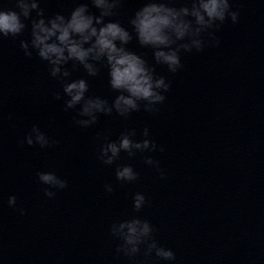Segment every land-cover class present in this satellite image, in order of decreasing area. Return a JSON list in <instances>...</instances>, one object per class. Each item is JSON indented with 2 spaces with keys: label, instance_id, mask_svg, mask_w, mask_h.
I'll use <instances>...</instances> for the list:
<instances>
[{
  "label": "water",
  "instance_id": "water-1",
  "mask_svg": "<svg viewBox=\"0 0 264 264\" xmlns=\"http://www.w3.org/2000/svg\"><path fill=\"white\" fill-rule=\"evenodd\" d=\"M73 6L71 0L42 4L49 14H67ZM139 6L126 0L119 19L126 21ZM235 7L239 23L221 28L219 47L182 56L183 68L169 75L172 87L159 113H133L128 120L101 116L89 129L76 126L75 112L55 100L59 84L47 65L26 58L18 41L4 42L0 264H127L116 257L107 229L130 211L137 191L149 200L141 215L159 229L158 238L173 248L178 264H264V0H236ZM129 47L151 60V50L135 41ZM157 71L167 75L161 67ZM83 75L82 69L74 73ZM89 82L90 94L111 100L106 70ZM33 124L58 143L21 147ZM126 127H148L165 147L146 155L160 161L167 179L138 155L119 163H132L140 180L115 184L106 194L105 183H115V166L97 159V136L110 130L115 139ZM37 171H55L68 187L48 199ZM10 195L24 216L8 207Z\"/></svg>",
  "mask_w": 264,
  "mask_h": 264
},
{
  "label": "clouds",
  "instance_id": "clouds-1",
  "mask_svg": "<svg viewBox=\"0 0 264 264\" xmlns=\"http://www.w3.org/2000/svg\"><path fill=\"white\" fill-rule=\"evenodd\" d=\"M125 2L71 0L74 6L67 14H49L42 7L47 0L0 3V50L6 40L18 41L26 58L45 63L49 77L59 84L53 93L55 100L63 102L65 112H75L73 123L82 129L97 125L101 116L128 120L133 113H159L172 87L169 75L183 68L182 56L219 47L217 33L226 23L235 25L240 20L236 0H137L140 6L122 22L119 15ZM133 41L140 49L151 50V60L129 47ZM158 67L167 75L158 73ZM81 69L84 75L74 77ZM102 70H106L107 86L114 93L111 100L90 94L89 78L99 77ZM112 135L107 130L97 136V159L105 166H115V183H105L106 194L114 192L115 184L140 180L132 163H119L134 161L138 155L161 180L167 179L160 161L146 155L166 150L151 138L148 127L140 131L126 127L115 139ZM19 143L47 149L58 141L33 124ZM36 180L48 199L68 187V181L55 171H37ZM7 204L20 216L26 214L15 195L8 197ZM148 205L145 193L137 191L131 195L125 217L108 225L116 257L127 264H178L173 248L158 238L159 229L141 215Z\"/></svg>",
  "mask_w": 264,
  "mask_h": 264
}]
</instances>
